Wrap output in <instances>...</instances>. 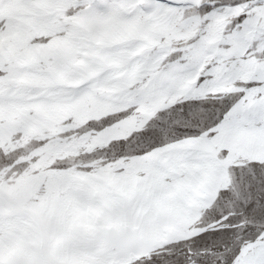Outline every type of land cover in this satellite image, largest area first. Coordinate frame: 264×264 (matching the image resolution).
I'll return each instance as SVG.
<instances>
[{
	"label": "snow or ice",
	"instance_id": "6c2138e0",
	"mask_svg": "<svg viewBox=\"0 0 264 264\" xmlns=\"http://www.w3.org/2000/svg\"><path fill=\"white\" fill-rule=\"evenodd\" d=\"M0 264H264V0H0Z\"/></svg>",
	"mask_w": 264,
	"mask_h": 264
}]
</instances>
